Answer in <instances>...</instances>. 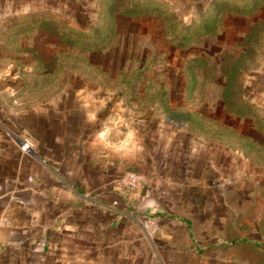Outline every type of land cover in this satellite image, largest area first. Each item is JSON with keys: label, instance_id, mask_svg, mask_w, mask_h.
Instances as JSON below:
<instances>
[{"label": "rangeland", "instance_id": "1", "mask_svg": "<svg viewBox=\"0 0 264 264\" xmlns=\"http://www.w3.org/2000/svg\"><path fill=\"white\" fill-rule=\"evenodd\" d=\"M81 1L77 15H57L94 34L80 40V49H88L78 56L59 55L70 44L37 29L29 38L12 34L20 23L29 25L19 16L0 19V158L12 152L9 145L22 151V141L35 145L32 130L75 107L104 145L121 149V158L108 167L109 183L128 196L135 189L117 180L130 171L142 180L132 200L115 193L103 207L95 203L80 211L85 229L72 245L57 252L51 247L46 258L22 264H264L263 253L232 243L247 237L264 246V133L255 124L264 117V50L245 49L247 35L255 37L248 45L257 40L264 46V0H162L170 17L191 28L218 13L209 33L196 34L186 47L171 41L160 15L124 14L135 10L136 0L117 2L101 22L100 0ZM195 57L206 58V68L191 64ZM245 58L241 88H233L252 107L243 116L230 110L222 92L227 68ZM71 63L80 69H69ZM39 64L47 71L57 66L45 79L64 89L45 101L40 94L55 87L30 85ZM161 97L176 117L162 111ZM191 113L218 134L190 133ZM145 218L159 226L151 238L141 228Z\"/></svg>", "mask_w": 264, "mask_h": 264}, {"label": "crops", "instance_id": "2", "mask_svg": "<svg viewBox=\"0 0 264 264\" xmlns=\"http://www.w3.org/2000/svg\"><path fill=\"white\" fill-rule=\"evenodd\" d=\"M80 5L81 0H0V19L72 16ZM74 111L45 118L37 133L31 132L30 151L9 145L12 152L0 158V217L9 221L0 233V264L40 261L51 247L57 252L72 245L85 229L80 211L95 203L103 207L104 198L115 193L126 201L137 195L138 189L127 196L109 183L108 167L121 158V149L104 145L100 133Z\"/></svg>", "mask_w": 264, "mask_h": 264}, {"label": "trees", "instance_id": "3", "mask_svg": "<svg viewBox=\"0 0 264 264\" xmlns=\"http://www.w3.org/2000/svg\"><path fill=\"white\" fill-rule=\"evenodd\" d=\"M124 0H100V2L103 4L100 12H99V17L100 19L98 20L99 22L103 21V16H105V13L110 9L114 8L115 4L117 2L123 3ZM238 8H240V10H246L249 9L248 6L246 7L245 3L244 4H240L239 2L235 3ZM134 11H131L130 9H126L124 11V14H132V15H137V14H154L156 16L160 15L164 21L167 23V29H168V34L171 37V41L179 46V47H186L187 45H189L194 36L196 34L201 35V34H207L209 33V31L211 30L209 26H211L209 23H213L215 22V19L218 15V13H214V15H208V17H206V20H203L199 25L195 26L194 28H191L190 26H184V25H180V22L175 19L174 17H170L171 13L168 10V6L165 2H163L162 0H136V2L134 3ZM108 9V10H107ZM215 9V8H214ZM213 9V10H214ZM106 10V11H105ZM111 10V9H110ZM207 11V14H209ZM206 14V15H207ZM211 14V13H210ZM210 16V17H209ZM211 16H214L212 21L209 22V20H211ZM19 21H26L28 22L29 25H22L21 23L18 25V27H14V29H12V34L15 35H26L25 37L29 36L31 37V35L33 34V32L37 29L38 31H40V34H42L43 36H53L55 37L57 40H60L62 43V46H64V44L68 43L70 44V48L65 47L63 52H58L59 55L62 54H66L69 55L68 53H73L75 52V56H78L79 53H83L85 51H87V49L85 48L84 50L80 49L83 48L79 46V42L80 40H90L91 36H93L94 34H90L87 32V30H80L79 28L73 27L71 25H68L67 23H65L64 21L60 20L58 17H56L53 14L50 13H45L42 15V17H38V18H34V16L30 15V14H25V15H20L18 17ZM98 22V23H99ZM102 33H104L103 31H101ZM263 37L262 35H259L257 37ZM102 38H103V34L101 33H96L95 35V41L96 43H100L102 42ZM94 40L92 41V43L95 42ZM245 41L247 42V44L245 45V49L246 51L252 50V51H257V49L255 47H258L260 49L264 50V46H262V44L260 45V41H257V45L254 46H250L248 45L250 43V41H254L255 42V37L251 36V35H247L245 38ZM84 42V41H83ZM89 42H84L83 44L86 46V44H89ZM82 51V52H81ZM245 53V52H244ZM74 55H71V57H75ZM53 59H57L55 57H53ZM43 60V59H41ZM247 59L245 58L244 61H242V59H238L235 61L234 64L230 65L227 70L225 71V84H224V88H223V97L224 99L230 104V110L232 112H234L236 115H248V113L250 112V109L252 108L251 105L248 104V102L242 97L241 91L240 89L237 90L236 92L233 91L234 87H238L241 88V83L238 80V75H239V70L243 69L246 67V64H248L249 62L246 61ZM36 61H38L36 59ZM191 64H194L195 66H197L200 69H204L206 68L207 64H208V60L206 58L203 57H195L193 59H191ZM36 71H37V81H33L30 85L32 87L35 86H41L44 87L47 85L46 82L51 83L55 89L52 92H48V90L45 89L44 92H42L40 94V100L39 101H45L50 99L51 97L57 95L59 92H61L62 88H57L59 83L56 79H45L47 76H52V74L54 73V70L57 69L56 67H52L51 66V70L47 71V67H40V64L38 66L35 67ZM45 68V69H44ZM71 70H78L80 69V67L76 64H74V66L71 63L70 68ZM191 74V72H190ZM192 83H194L195 77H191ZM64 86V82L62 83L61 87ZM237 96V99H236ZM238 96L239 99H238ZM240 101V104H236V102ZM164 107H163V112L170 117H176L177 112H175L172 108H170L166 102V100H164V97H161V101H160ZM186 120H187V125L189 128V132L192 134H196V135H217L218 131H215L213 133L210 132V126H208L206 123L201 121V117H199L198 114L195 113H191V114H187L186 116ZM255 124L256 126H258L260 128V130L264 133V117H256L255 119ZM194 132V133H193ZM233 136V135H232ZM246 147L245 149L250 151L254 148V144L251 143V141H247L246 142ZM182 222H185L186 224L190 225V221L187 219H180ZM233 244H236L238 246L241 247H248L254 250H258L259 252L264 254V246L257 242L256 240H253L252 238H247V237H241V238H236L233 240L232 242Z\"/></svg>", "mask_w": 264, "mask_h": 264}, {"label": "built area", "instance_id": "4", "mask_svg": "<svg viewBox=\"0 0 264 264\" xmlns=\"http://www.w3.org/2000/svg\"><path fill=\"white\" fill-rule=\"evenodd\" d=\"M23 145L22 149L24 151H30L31 147L26 142H21ZM142 177L141 175L135 173V172H127L122 177H120L117 180V183L120 187L133 190L136 189L139 184L141 183ZM9 224V221L6 217L2 216L0 217V233L1 231L6 228ZM141 228L144 231L145 235L149 238L153 237L155 234H157L159 230V226L157 222L153 218H145L141 222Z\"/></svg>", "mask_w": 264, "mask_h": 264}]
</instances>
